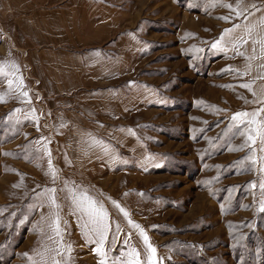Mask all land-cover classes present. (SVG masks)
I'll use <instances>...</instances> for the list:
<instances>
[{"label":"rangeland","instance_id":"rangeland-1","mask_svg":"<svg viewBox=\"0 0 264 264\" xmlns=\"http://www.w3.org/2000/svg\"><path fill=\"white\" fill-rule=\"evenodd\" d=\"M87 1L122 25V104L58 140L0 71V264H264V0Z\"/></svg>","mask_w":264,"mask_h":264},{"label":"crops","instance_id":"crops-1","mask_svg":"<svg viewBox=\"0 0 264 264\" xmlns=\"http://www.w3.org/2000/svg\"><path fill=\"white\" fill-rule=\"evenodd\" d=\"M89 3L0 0L2 75L9 76L10 61L24 65L18 78L26 88L27 76L29 88L41 94L42 118L62 141L98 140L91 127L105 110L115 113L116 103L122 104V79L131 74L128 56L112 50L121 46L120 20L107 21Z\"/></svg>","mask_w":264,"mask_h":264},{"label":"snow or ice","instance_id":"snow-or-ice-1","mask_svg":"<svg viewBox=\"0 0 264 264\" xmlns=\"http://www.w3.org/2000/svg\"><path fill=\"white\" fill-rule=\"evenodd\" d=\"M229 8H231V5H227ZM216 47V45H214ZM0 71H3L2 68H0ZM244 87H247V85H243ZM241 115H246V114H241ZM253 138L249 136V140H252ZM53 179L55 180V172H53ZM53 193L55 192V189L51 190ZM52 203L55 204V197H51ZM73 203L75 204L76 207H78L81 211L85 212L92 224V231L99 236L100 238V244L101 246L103 245L104 240L106 239V233L109 230V224L107 221V213L103 209V206H97L96 202L93 201L91 198L87 197L86 195H82L81 197L73 198ZM261 211H264V207L261 208ZM127 215V213H125ZM56 229L59 231V217H57L56 221ZM138 227V226H137ZM145 242L148 243V237L145 235L144 236ZM148 247L152 253L153 256H155V248L151 246L150 243H148ZM97 252L102 253L101 248L96 249ZM103 264V262H102ZM152 264H156L155 261L152 262Z\"/></svg>","mask_w":264,"mask_h":264}]
</instances>
